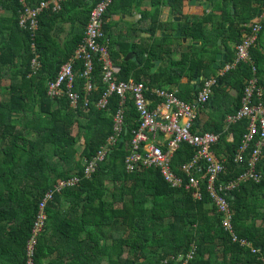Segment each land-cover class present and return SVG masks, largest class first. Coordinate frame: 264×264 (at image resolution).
Segmentation results:
<instances>
[{
  "label": "trees",
  "instance_id": "trees-1",
  "mask_svg": "<svg viewBox=\"0 0 264 264\" xmlns=\"http://www.w3.org/2000/svg\"><path fill=\"white\" fill-rule=\"evenodd\" d=\"M27 1L31 6L40 2ZM149 1L152 10L142 13L141 19L150 21L147 31L153 41L130 44L137 60L124 59L123 43L112 38L107 19L117 2L118 10L126 12L134 1L113 0L105 13L110 52L120 66L117 78L144 82L149 89L182 87L180 81L187 75L208 73L219 52L217 43L223 38L226 22L231 24L227 37L239 43L243 24L251 22L264 6V0H233L232 6L228 4L230 0L221 4L207 0L215 10L223 12L219 27L208 31L205 24L212 22V15L206 21L194 19L189 26L187 22L162 20L163 6H170L173 16L187 19L184 3L191 0ZM256 2L259 6H255ZM95 3L96 0H73L65 2L58 12L43 10L38 15L37 30L32 31L20 24L24 10L21 0H0V264H25V245L42 191L59 178L83 173L84 159L96 155L113 132L121 99L114 92L107 107L96 104L106 89L100 62L96 61L93 72L95 85L90 91H81L78 106L73 107L69 98H53L47 93L48 81L61 67L58 62L70 59L82 41ZM64 22H69L71 29L60 44L56 33ZM162 30L172 35L157 37ZM178 30L189 39H201L202 44L188 45L186 52L174 51L173 40L182 44L181 38L173 36ZM210 46L216 50L208 62L205 58ZM37 55L40 67L34 71L32 60ZM251 56L252 62H242L220 78L207 107H214L227 95V88H235L238 93L233 101L238 109L247 80L253 76V64L264 89V53L259 41L251 48ZM234 57L230 52L228 61ZM155 61L165 63L161 72L152 73ZM75 71L79 87L83 80L79 60ZM198 91L192 87L193 95L186 96L181 90L179 97L193 102ZM86 96L91 98L89 105L85 104ZM147 96L153 99L154 108L156 98L149 92ZM125 108L124 144L121 146L119 141L113 145L91 175H83L76 185L49 201L48 219L34 247L35 264H183L180 257L192 250L194 256L189 264H264V149L257 165L261 180L242 182L229 196L235 232L258 249L253 252L234 241L224 229L222 215L204 182L198 200L185 188L171 187L157 169L127 171L125 157L133 131L139 128L140 114L132 98L127 99ZM227 115L224 113L205 129L220 135L213 150L226 161L224 181L233 180L247 166L235 161L247 132V120L236 122L226 131ZM194 155L192 147L181 144L173 158L174 170L179 172V167Z\"/></svg>",
  "mask_w": 264,
  "mask_h": 264
},
{
  "label": "built area",
  "instance_id": "built-area-1",
  "mask_svg": "<svg viewBox=\"0 0 264 264\" xmlns=\"http://www.w3.org/2000/svg\"><path fill=\"white\" fill-rule=\"evenodd\" d=\"M73 0H40L31 6L27 0H21L24 10L20 24L29 26L32 31L38 28V15L50 9L58 12L65 2ZM113 0H96L91 8L88 21L85 25L83 39L70 59L63 62L59 71L48 81L47 93L53 98H69L71 105L78 106L81 91H90L95 83L93 72L96 61L102 66V80L106 85L103 94L95 101L102 108L109 104V96L116 92L121 99L120 106L115 114V126L107 141L101 146L90 160L86 159L83 173H74L68 178H59L47 190L39 202L38 210L33 219L30 236L25 245V264H35L34 247L37 237L42 232L48 219L47 205L57 193L65 188L76 185L83 175L89 176L96 169L113 145L123 137L125 129V112L128 98L135 101L140 114V125L133 131L129 141L125 165L128 172L142 169H157L165 182L173 188H185L195 199H201L203 182L217 211L222 215V225L232 236L234 241L248 246L253 252L258 249L245 238H240L233 226V211L229 196L242 182L249 180L259 182L262 178L257 165L264 149V101L263 88L259 84L257 68L253 64V76L247 80L243 91L240 107L227 116V128L241 120H247V132L243 137L241 146L235 154V161L247 165L246 169L230 181L222 180L226 172L225 159L218 157L213 148L220 142V135L209 131L196 130V121L200 112L204 110L208 101L214 94V87L220 78L230 71L237 69L242 62H252L251 48L258 42L260 33L264 30V6L260 9L258 17L250 23L243 24L246 28L244 36L236 45V56L232 62L218 70V74L204 78L199 87L196 99L193 102L182 100L176 89L154 87L149 89L144 82L133 79L124 81L117 78L120 66L115 63L109 48L110 36L105 28V13ZM35 48V44L33 43ZM81 62L80 77L82 82L77 87V74L75 66ZM34 71L40 67L38 55L32 60ZM81 86V88H80ZM156 98L157 107L153 108V99ZM91 98L85 97V104L89 105ZM167 137L166 143L160 137ZM233 140V136L229 137ZM181 144H187L195 150L192 159L175 171L172 162L176 151ZM166 145V149L162 146ZM249 152V157L246 153ZM194 256V250L182 255L183 264H189Z\"/></svg>",
  "mask_w": 264,
  "mask_h": 264
},
{
  "label": "crops",
  "instance_id": "crops-1",
  "mask_svg": "<svg viewBox=\"0 0 264 264\" xmlns=\"http://www.w3.org/2000/svg\"><path fill=\"white\" fill-rule=\"evenodd\" d=\"M133 1H134V3H133V6L131 7V9H128L126 12L118 10L117 12H115L113 14V16H111V14H110L107 18L108 21L111 22L110 28H108V32L113 34L112 38L121 39V42L123 43V48L125 50V53L123 52L122 56L124 57L125 60H130V59L131 60H137L136 52L130 46V44L132 42H136L138 44L144 45L147 42L153 41V39L150 38L152 36L151 32L147 31V28L149 26L150 21L149 20L143 21L141 19L142 13L149 11V10H152V7L150 6V1L149 0H133ZM197 1L200 3H203L206 0H197ZM216 2L221 4L224 2V0H216ZM228 4H229V6H232L234 4V1L230 0V2ZM255 6H259L258 2L255 3ZM164 8H165V6H163L162 12H163ZM261 8H259L255 17L252 18V21L258 17V14H259ZM232 10H233L232 12H234V9H232ZM190 11L194 12L193 15L191 16L192 17L191 21L194 19L206 21L207 16L212 15L211 12L215 13L214 15H212L213 16L212 22H207L205 24V28L208 31H212L216 27H219V24L221 22V16L223 14L222 10H215L213 8V6L208 11L202 12V9H196L194 7L192 8L189 5V1H187L184 3L183 13H184V15H188V13ZM199 11L203 14L200 15L198 13ZM174 17H178V16H173L170 12V17H169L168 21L169 22L170 21L175 22L173 20ZM188 17H189V15H188ZM161 18H162V13H161ZM187 19L183 18L182 22H184V20H185V22H187ZM176 23H180V22H176ZM58 26L60 29L56 33V36H57L58 42L60 44H63L64 40L69 36L71 24L69 22H64V23H60ZM245 29L243 30V32L241 34L242 35L241 39L244 36ZM163 31L164 30L159 31L156 34V36L158 37L159 35H161L162 37H165V36H163ZM229 31L230 30H228V32H225L223 34V38H220V39L223 40L222 46H225L226 51H227V62H232L234 59L232 61H228V56H229L230 52H232L236 56V45L238 43H236L234 40H231L227 37L229 34ZM149 33H150V35H149ZM164 33H165V31H164ZM165 34H167V33H165ZM167 35H169V34H167ZM170 35H172V34H170ZM173 36H174V34H173ZM258 41L261 44L262 52L264 53V31H262ZM191 44L196 45V46H200L202 44V40L201 39L191 40V42L189 44L183 43V40H182V44H180V42H178V41L173 40L172 41V49L174 51L179 50V52H186L189 50L188 45H191ZM217 47H218V45H217ZM117 48H120V43L117 44ZM215 50H216L215 46H210L207 48L205 61L210 62L209 60L212 59V57L215 53ZM218 50H219V47H218ZM217 54H216V56H217ZM127 57H128V59H126ZM176 57H177V59H179L180 54H177ZM215 60H216V58H215ZM114 61L116 64L119 65V63L116 59H114ZM156 62H159V63L156 64ZM214 65H215V61L213 63L211 70L208 73L201 74L198 77L196 74L195 75L190 74V75H187L186 77L182 78V80L180 81L182 87L170 85L168 87L166 86L163 88H165V89H176L178 91V95H179V92L182 90V91H184L186 96H191V95H193L190 92L192 87H193V89L198 90L201 83H202V80L204 78H207V76L210 77V76H215L218 74L219 69H215ZM163 68H165V63H162L161 61H155L154 67L152 68V73L161 72L162 71L161 69H163ZM226 91H227V95L221 97L219 102L216 103V105L214 107H206L204 110H202L200 112V115H199V117L196 121V124H195L196 130L205 131V129L211 123L213 124L216 121H218L224 113H227L229 115L232 110H235L236 105H235L233 100L235 99L236 94L238 93V90H236L235 88H227ZM156 107H157V104L154 107V109ZM217 110L220 112V114L215 117L214 113ZM229 128H227L226 123H225V130L227 131V130H229ZM209 132H211V131H209ZM230 136H233V135L230 134L229 137ZM160 139L163 141V143H166V141H167L166 136L165 137L161 136ZM123 144H124V142H123ZM162 147L166 149V145H163Z\"/></svg>",
  "mask_w": 264,
  "mask_h": 264
},
{
  "label": "water",
  "instance_id": "water-1",
  "mask_svg": "<svg viewBox=\"0 0 264 264\" xmlns=\"http://www.w3.org/2000/svg\"><path fill=\"white\" fill-rule=\"evenodd\" d=\"M189 5L193 8H196V9H202V12L203 11H208L209 9L212 8V5L209 4L207 1H204L203 3H200L198 2L197 0H191L189 1ZM196 6V7H195ZM170 12H171V7L170 6H166L162 12V20L163 21H168L169 20V17H170ZM193 11H190L188 13L189 17L187 19V25L186 26H189L190 25V22H191V16L193 15ZM200 15H202L203 13H201L200 11L198 12ZM234 13V12H232ZM212 15H214L215 13L214 12H211ZM173 20L175 22H182L183 21V18L181 16H178V17H174ZM228 25V24H227ZM150 35V33H149ZM163 36H171L170 34L167 35L164 33L163 31ZM174 37L175 38H182L183 40V43L185 44H189L191 42L192 39H189L187 38L185 35H183V32L182 30H178L175 34H174ZM222 43H223V40L222 39H219L218 41V47H219V53L217 54L216 56V60H215V69H221L223 68L226 63H227V51H226V48L225 46H222ZM128 59V57L126 58ZM159 62H156V64H158ZM58 64H62V61H59ZM123 139L124 137L121 138L120 140V145L122 146L123 145ZM83 163L85 164L86 163V159H84ZM43 193V191H42Z\"/></svg>",
  "mask_w": 264,
  "mask_h": 264
},
{
  "label": "rangeland",
  "instance_id": "rangeland-1",
  "mask_svg": "<svg viewBox=\"0 0 264 264\" xmlns=\"http://www.w3.org/2000/svg\"><path fill=\"white\" fill-rule=\"evenodd\" d=\"M118 5H119V2H117V4H115L113 7H112V9H111V12H110V14H111V16H113V14L115 13V12H117L116 10H118ZM185 23V20H184V22H183V24ZM112 37H113V34H112ZM217 45H218V43H217ZM168 87V86H167ZM220 114V112L217 110L215 113H214V116L216 117V116H218ZM78 131V126H76L75 127V132H77Z\"/></svg>",
  "mask_w": 264,
  "mask_h": 264
},
{
  "label": "flooded vegetation",
  "instance_id": "flooded-vegetation-1",
  "mask_svg": "<svg viewBox=\"0 0 264 264\" xmlns=\"http://www.w3.org/2000/svg\"><path fill=\"white\" fill-rule=\"evenodd\" d=\"M207 2L212 5V3H210L209 1H207ZM226 24H228V25L226 26V30L224 32H228V30H230V26H231L230 22L227 21Z\"/></svg>",
  "mask_w": 264,
  "mask_h": 264
}]
</instances>
